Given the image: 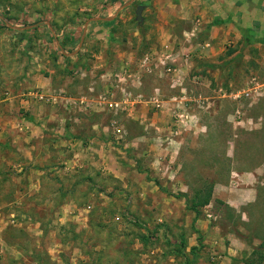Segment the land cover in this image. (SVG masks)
<instances>
[{
	"label": "rangeland",
	"instance_id": "374dc122",
	"mask_svg": "<svg viewBox=\"0 0 264 264\" xmlns=\"http://www.w3.org/2000/svg\"><path fill=\"white\" fill-rule=\"evenodd\" d=\"M37 18V23L42 20ZM37 27L29 51L40 53L44 32ZM23 40L18 67L36 68L40 58L21 57L27 55ZM11 63L8 57L0 71ZM240 65L241 77L231 76L233 64L229 68L225 97L205 106L193 109L188 95L211 97L214 82L199 92L184 81L179 85L166 113L173 141L113 137L116 176L69 169L64 174L58 158L51 168L47 155L44 161L29 159L32 131L11 126H24L28 113L6 106V98L17 93L2 88L0 264H259L257 252L264 256L259 247L264 239V94L252 78L264 84V70L251 75L257 65L236 62ZM61 66L65 75L74 76L69 65ZM102 112L109 122L116 118ZM209 188L211 200L196 216L183 196L191 199Z\"/></svg>",
	"mask_w": 264,
	"mask_h": 264
},
{
	"label": "crops",
	"instance_id": "0c3cea01",
	"mask_svg": "<svg viewBox=\"0 0 264 264\" xmlns=\"http://www.w3.org/2000/svg\"><path fill=\"white\" fill-rule=\"evenodd\" d=\"M138 6H143L140 23ZM37 17L42 19L37 28L44 32V38L38 39L44 47L40 53L29 51ZM20 39L27 49L21 57L41 59L36 68L19 69ZM8 57L12 63L0 71V90L11 88L9 92L17 93L6 98V106L28 113L21 120L24 126L19 122L11 126L32 131L29 159L44 161L47 155L45 163L50 162L47 168H51L58 158L64 174L69 169L116 176L119 170L110 147L114 136L97 97L126 73L132 84L141 86L125 89L143 99L116 117L125 137L173 141L166 113L183 81L192 90L193 78L202 81L199 90L214 82V94L203 97L209 104L225 97L223 84L232 64L233 77L244 74L242 65L236 67L238 61L258 66L251 75L264 70V0H0V64ZM61 63L65 68L69 65L74 76L65 75ZM30 90L53 96L54 101H36L28 95ZM193 100L188 104L194 109L198 102ZM154 108L161 114L150 113ZM152 129L158 133L145 132ZM152 150H146L148 155Z\"/></svg>",
	"mask_w": 264,
	"mask_h": 264
},
{
	"label": "built area",
	"instance_id": "2783aa9c",
	"mask_svg": "<svg viewBox=\"0 0 264 264\" xmlns=\"http://www.w3.org/2000/svg\"><path fill=\"white\" fill-rule=\"evenodd\" d=\"M148 62H149V58L146 57L144 59V64L147 65ZM260 81L258 77L252 78V83L254 84V88L257 90L258 93L264 94V84H261ZM192 84L195 85V90L199 92L198 87L200 86V79L193 78ZM137 86H141V83L138 82L137 84H132L131 81L128 79L126 73H123L121 76L118 77L117 85H115L114 87H112V89L97 97V102H99L98 105H100L103 110L112 113L114 117H117L118 115L127 111L128 106L130 104L134 105L135 103H138L143 99V96L141 94H134L131 93L132 92L131 90L125 89L126 87L127 88L131 87L132 89L133 87H137ZM28 95L34 100L46 104H51L54 101L53 96H48L38 91H29ZM188 96H189V100H188L189 103H193L195 101L193 99H196L198 102L197 105L205 106V100L202 98L200 93L195 95V93L192 92V94L191 95L189 94ZM155 107H159L157 100L155 101ZM109 123H110V129L113 132V136L118 139L122 138L124 136V130L123 128H121V126L117 124L116 118L112 119Z\"/></svg>",
	"mask_w": 264,
	"mask_h": 264
},
{
	"label": "trees",
	"instance_id": "16d2710c",
	"mask_svg": "<svg viewBox=\"0 0 264 264\" xmlns=\"http://www.w3.org/2000/svg\"><path fill=\"white\" fill-rule=\"evenodd\" d=\"M41 25V23H38L37 26ZM36 26V27H37ZM211 195H212V190L211 188L205 189L203 191H198L194 194L193 198H187V196H183L186 202V208L192 212L195 213L196 216L199 215L200 211L202 208L207 206L211 200ZM260 249L264 250V239L262 240L260 244ZM257 254H261L258 263L261 264L262 261L264 260L263 252H257Z\"/></svg>",
	"mask_w": 264,
	"mask_h": 264
},
{
	"label": "water",
	"instance_id": "95a60500",
	"mask_svg": "<svg viewBox=\"0 0 264 264\" xmlns=\"http://www.w3.org/2000/svg\"><path fill=\"white\" fill-rule=\"evenodd\" d=\"M143 10V6H138L136 9V20L140 23L142 21L141 19V12Z\"/></svg>",
	"mask_w": 264,
	"mask_h": 264
}]
</instances>
